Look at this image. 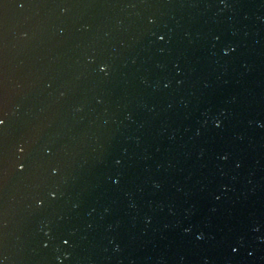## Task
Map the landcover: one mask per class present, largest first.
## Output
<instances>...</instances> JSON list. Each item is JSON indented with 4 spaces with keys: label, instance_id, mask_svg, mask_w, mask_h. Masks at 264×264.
I'll use <instances>...</instances> for the list:
<instances>
[{
    "label": "water",
    "instance_id": "95a60500",
    "mask_svg": "<svg viewBox=\"0 0 264 264\" xmlns=\"http://www.w3.org/2000/svg\"><path fill=\"white\" fill-rule=\"evenodd\" d=\"M22 2L0 0V258L264 264V0Z\"/></svg>",
    "mask_w": 264,
    "mask_h": 264
},
{
    "label": "snow or ice",
    "instance_id": "6c2138e0",
    "mask_svg": "<svg viewBox=\"0 0 264 264\" xmlns=\"http://www.w3.org/2000/svg\"><path fill=\"white\" fill-rule=\"evenodd\" d=\"M17 2H19V6L21 7V8H23V7H25V4L22 2V0H17ZM159 39L161 40V41H163L164 39H165V37L163 36V35H161L160 37H159ZM233 51H234V49H232ZM100 72H102V73H104L105 75H107V73H108V66L106 65V64H102V65H100L99 66V69H98ZM6 124V120L2 117V116H0V129H2L3 127H4V125ZM220 125L219 124H217V127H219ZM18 151L21 153V154H23L24 152H25V147L23 146V145H20L19 147H18ZM26 167H27V165L25 164V163H23V162H20V163H18V165H17V169H18V171H21V172H23L25 169H26ZM57 169H55V168H53L52 169V173L55 175L56 173H57ZM56 193L55 192H52V193H50V198L51 199H56ZM38 203V206H43V201H38L37 202ZM71 243V241L69 240V239H64L63 240V244L65 245V246H68L69 244ZM48 245L47 244H45L44 245V247H47ZM234 251H235V249H234Z\"/></svg>",
    "mask_w": 264,
    "mask_h": 264
},
{
    "label": "clouds",
    "instance_id": "9594fccd",
    "mask_svg": "<svg viewBox=\"0 0 264 264\" xmlns=\"http://www.w3.org/2000/svg\"><path fill=\"white\" fill-rule=\"evenodd\" d=\"M222 2H223V0H222ZM226 7H227V5H225ZM217 124H219V121H217ZM155 187H159V185L158 184H156V185H154ZM7 257L5 256V257H3V258H0V264H6V262H7Z\"/></svg>",
    "mask_w": 264,
    "mask_h": 264
}]
</instances>
